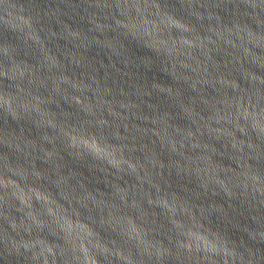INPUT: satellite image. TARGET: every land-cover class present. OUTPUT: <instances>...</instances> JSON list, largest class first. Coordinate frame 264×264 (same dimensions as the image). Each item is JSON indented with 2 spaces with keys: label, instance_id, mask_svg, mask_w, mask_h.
Returning <instances> with one entry per match:
<instances>
[{
  "label": "clouds",
  "instance_id": "1",
  "mask_svg": "<svg viewBox=\"0 0 264 264\" xmlns=\"http://www.w3.org/2000/svg\"><path fill=\"white\" fill-rule=\"evenodd\" d=\"M0 264H264V0H0Z\"/></svg>",
  "mask_w": 264,
  "mask_h": 264
}]
</instances>
